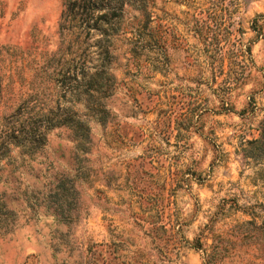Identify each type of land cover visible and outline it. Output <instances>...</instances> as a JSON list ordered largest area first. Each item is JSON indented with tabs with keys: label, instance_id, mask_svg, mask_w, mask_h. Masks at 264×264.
<instances>
[{
	"label": "rangeland",
	"instance_id": "374dc122",
	"mask_svg": "<svg viewBox=\"0 0 264 264\" xmlns=\"http://www.w3.org/2000/svg\"><path fill=\"white\" fill-rule=\"evenodd\" d=\"M63 1L0 0V117L35 92L88 126L81 145L60 124L0 149V264H264V157L241 156L264 114V0H147L141 27L129 0L89 31Z\"/></svg>",
	"mask_w": 264,
	"mask_h": 264
},
{
	"label": "trees",
	"instance_id": "16d2710c",
	"mask_svg": "<svg viewBox=\"0 0 264 264\" xmlns=\"http://www.w3.org/2000/svg\"><path fill=\"white\" fill-rule=\"evenodd\" d=\"M147 0H138L137 6L142 10V17L137 18L135 26L141 27L146 25V21L150 20L149 14L145 12ZM129 0H64L61 9L60 21H65L69 16V21L73 20L76 28L85 29L89 31L91 28H98V20L106 22V15L112 13L114 10H122ZM71 12V14H70ZM92 20V25L90 20ZM63 23V22H62ZM141 23V25H140ZM95 24V26H93ZM218 50L222 48L220 45ZM249 54V46L245 48ZM221 66V64H218ZM231 71V78L237 82L241 80L242 76V63L239 61H230L228 63ZM99 73L97 70L87 73L88 82L90 85L87 87L88 98L93 96L94 93H99V89L92 86V82L97 80L96 76ZM33 90V89H32ZM0 91H1V77H0ZM36 93L32 92L25 98L21 99L13 109L6 114L2 113V125L0 128V149L5 152L10 145L30 146L44 138V133L47 129L54 125L65 124L75 132L76 143L81 145L88 139V126L83 119L73 117L72 123H66L63 117L50 114L51 110L43 111L42 107L36 103ZM27 103H30L29 105ZM69 110H67L68 112ZM102 113L97 117L101 122L105 121V109H100ZM65 113V112H64ZM62 114V113H61ZM72 114H74L72 110ZM44 120L43 127H41V120ZM258 135L254 138L246 139L242 143L241 156L259 159L264 157V114L258 124ZM155 216V217H151ZM159 218L158 211L156 213L146 215L143 219L150 223L148 229L156 232L161 229L164 230L163 224H156V219Z\"/></svg>",
	"mask_w": 264,
	"mask_h": 264
}]
</instances>
